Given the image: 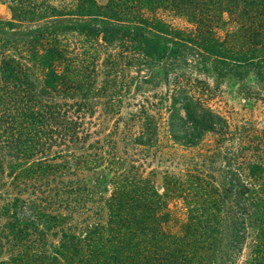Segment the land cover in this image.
Here are the masks:
<instances>
[{"label": "trees", "instance_id": "1", "mask_svg": "<svg viewBox=\"0 0 264 264\" xmlns=\"http://www.w3.org/2000/svg\"><path fill=\"white\" fill-rule=\"evenodd\" d=\"M3 1L0 264H264V0Z\"/></svg>", "mask_w": 264, "mask_h": 264}, {"label": "rangeland", "instance_id": "2", "mask_svg": "<svg viewBox=\"0 0 264 264\" xmlns=\"http://www.w3.org/2000/svg\"><path fill=\"white\" fill-rule=\"evenodd\" d=\"M9 18V10L7 7L6 1L0 0V20H5ZM174 20L177 22H180L178 19ZM142 73V71L140 72ZM247 82L250 83L251 79H247ZM141 92L143 94L150 95L153 91L159 92L160 94L164 93L165 87L162 84H158L157 87H151L149 88L148 85H143V88H141ZM144 90V91H143ZM264 100V99H263ZM260 100L257 101V103L253 104V106H250L249 104L245 105L244 100H240L233 93H227L224 92L222 95H220L217 99L212 100V108H216L219 110V112L228 119L230 125H241L243 121L246 119H253V121H258L259 118H261L264 114V101ZM214 104V105H213ZM164 145V143H162ZM170 147H174L175 149H170L169 151H172L175 156H177L179 153H183L184 151L176 145H169ZM166 146V147H169ZM179 147V148H178ZM152 165L154 166L155 163L152 162ZM165 167H168L173 170H177L179 168L178 165L163 163L160 165L159 169H163ZM247 252V248L243 246L241 248V251L238 253L237 257V264H240L244 256Z\"/></svg>", "mask_w": 264, "mask_h": 264}]
</instances>
